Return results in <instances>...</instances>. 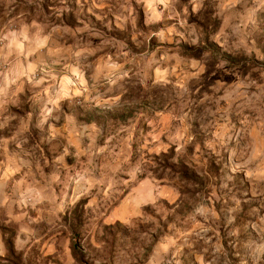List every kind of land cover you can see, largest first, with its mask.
Masks as SVG:
<instances>
[{
  "label": "rangeland",
  "instance_id": "374dc122",
  "mask_svg": "<svg viewBox=\"0 0 264 264\" xmlns=\"http://www.w3.org/2000/svg\"><path fill=\"white\" fill-rule=\"evenodd\" d=\"M218 3L0 0V264H238L264 237V41Z\"/></svg>",
  "mask_w": 264,
  "mask_h": 264
},
{
  "label": "clouds",
  "instance_id": "9594fccd",
  "mask_svg": "<svg viewBox=\"0 0 264 264\" xmlns=\"http://www.w3.org/2000/svg\"><path fill=\"white\" fill-rule=\"evenodd\" d=\"M155 2L166 3V0H155ZM190 2L193 4L194 11H198L204 4V0H190ZM237 5L240 7L237 8ZM217 7L220 10L218 15L225 17L226 27L229 26V23L231 22V26H233L236 32L239 33L248 29L249 26H252L253 36L258 40L264 41V0H219ZM262 46L264 45L255 44L254 49H259ZM244 47L248 50L249 57H251L253 49H248L247 45H244ZM218 55H222V53ZM256 61L264 62V55L258 54ZM256 61H253V63ZM224 67L225 61L223 60H220L219 63L216 64V70L224 69ZM201 71L202 68L191 73L179 86L181 88L185 87L188 79L194 78L198 81ZM254 71H259V77L258 79H250L249 83L254 85L257 91L253 92L251 96L248 97L246 106L250 107L253 111H260L261 109H264V99L261 98L264 96V66L259 69H254ZM217 74L219 76H224L225 72L218 71ZM249 76H251V73H249ZM258 80L260 82H258ZM36 83H40V81H36ZM252 97H255V100H253ZM221 139L222 138L217 135L216 142H221ZM179 150L180 149H178V151ZM258 178L264 179V175H261ZM107 187L109 190L106 195H111L114 189L111 184ZM84 191H87V189ZM80 194H84V192H81ZM262 222H264V218H262ZM252 239L253 243L241 249L242 255L238 264H264V237L253 236ZM221 251V248L215 249L216 253ZM111 259L112 258H110V260ZM121 264H124L123 260L121 261Z\"/></svg>",
  "mask_w": 264,
  "mask_h": 264
}]
</instances>
